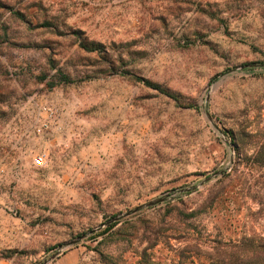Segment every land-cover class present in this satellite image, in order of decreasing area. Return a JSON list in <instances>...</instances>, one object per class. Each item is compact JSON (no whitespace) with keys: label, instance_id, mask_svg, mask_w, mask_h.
<instances>
[{"label":"rangeland","instance_id":"obj_1","mask_svg":"<svg viewBox=\"0 0 264 264\" xmlns=\"http://www.w3.org/2000/svg\"><path fill=\"white\" fill-rule=\"evenodd\" d=\"M263 130L264 0H0V264H214L263 170L183 213Z\"/></svg>","mask_w":264,"mask_h":264},{"label":"trees","instance_id":"obj_2","mask_svg":"<svg viewBox=\"0 0 264 264\" xmlns=\"http://www.w3.org/2000/svg\"><path fill=\"white\" fill-rule=\"evenodd\" d=\"M79 46L89 52H98L100 53L102 47L101 45H96L94 43H85L84 41L79 42ZM246 66V65H245ZM107 71H111L107 69ZM106 72V71H105ZM134 80L142 83L145 86H148L158 92L167 95L171 98L175 96L170 93L167 89L162 88L160 85L151 83L148 80H144L140 77H132ZM57 81L52 84V86H57L61 84H70L75 82H81L82 80H72L63 73H58ZM253 141V151H245L240 153L238 152V161L235 163L234 167L228 172L224 173L223 177L227 178L226 182H221L218 186L213 185L212 188L208 189L206 196L202 202L197 206V208L191 209L186 213H183L185 218H193L206 210L214 209L217 205L223 204L227 201H230L229 205H234L237 202L234 201L236 197L233 198L234 193H239L242 190V185L245 184V181L241 183L240 189L238 192L234 191L236 185L235 181L239 180L242 175H245L244 168L246 169H257L263 170L264 173V130L261 132H256L254 134L247 135ZM239 151V150H238ZM256 170V171H257ZM262 184V182H259ZM258 182L255 183L259 184ZM202 184V183H201ZM247 191L245 194L249 197L251 202L254 204L255 209L250 211V214L254 216L255 220L262 219L264 221V191H259L254 189L253 185L250 183L246 184ZM197 190V186H192L185 191L186 194H190L193 191ZM264 226V225H263ZM112 225L107 227L110 228ZM216 243L217 247L213 248L215 251L214 264H264V231L259 234L255 231H252V234L244 235L239 240H216L212 241ZM197 250V252L195 251ZM189 249L188 252L192 254H198L199 246H195ZM204 254H208L204 252ZM210 254L207 255V258L210 259Z\"/></svg>","mask_w":264,"mask_h":264},{"label":"water","instance_id":"obj_3","mask_svg":"<svg viewBox=\"0 0 264 264\" xmlns=\"http://www.w3.org/2000/svg\"><path fill=\"white\" fill-rule=\"evenodd\" d=\"M206 180H208V179H206ZM185 191H188V189H186ZM165 199H166V197H159V198H157V199H155L153 201H149V202H147V203H145L143 205H140V206L134 208L133 210L128 211L127 213H124L120 217L128 216V215H130V214H132V213H134V212H136V211H138V210H140L142 208L149 207V206H153L155 204H158L160 202H163ZM83 237H84V235L81 236L80 238H83Z\"/></svg>","mask_w":264,"mask_h":264},{"label":"built area","instance_id":"obj_4","mask_svg":"<svg viewBox=\"0 0 264 264\" xmlns=\"http://www.w3.org/2000/svg\"><path fill=\"white\" fill-rule=\"evenodd\" d=\"M34 164L38 167H42L44 165V160H43L42 156H36L34 158Z\"/></svg>","mask_w":264,"mask_h":264}]
</instances>
